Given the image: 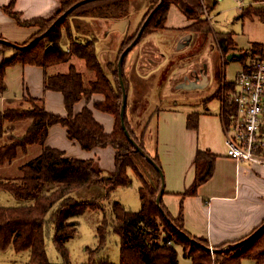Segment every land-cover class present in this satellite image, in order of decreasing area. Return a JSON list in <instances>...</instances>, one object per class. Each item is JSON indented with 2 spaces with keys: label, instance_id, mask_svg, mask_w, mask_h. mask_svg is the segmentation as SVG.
I'll return each mask as SVG.
<instances>
[{
  "label": "trees",
  "instance_id": "trees-1",
  "mask_svg": "<svg viewBox=\"0 0 264 264\" xmlns=\"http://www.w3.org/2000/svg\"><path fill=\"white\" fill-rule=\"evenodd\" d=\"M77 1L61 0V4L66 9ZM148 1L153 6L129 39L130 43L155 8L137 43L147 34L164 28L172 4H177L189 19L195 20L185 28L186 31H197L201 34H210L213 31L211 22L203 17L202 0H163L159 6L160 0ZM128 2L129 0H87L71 12L80 9V13L84 15L127 19L130 10ZM14 3L15 0H12L5 9L20 25H38L42 32L50 26L51 29L35 41H31V38L24 42L23 47L0 41V55L4 54L5 49L13 51L11 56L4 55L0 60V92L7 88V68L18 62L38 64L48 69L68 61L70 56L75 54L85 61L89 70L95 72V78L87 83L83 73L73 64L67 72L46 74L45 88L59 90L64 94L68 112L65 116L48 111L42 97L31 95L19 104H9L0 111V165L12 163L21 155L27 156L18 165L19 174L0 178V188L10 191L22 200L19 205H0V249L5 250L12 246L16 251L30 250L27 264H73L67 242L78 232V217L88 209L100 208L98 201L109 199L116 188L130 186L133 177L128 170L131 168L136 178L141 181V208L132 210L114 199L111 202L113 219L109 221L104 216L97 228L99 243L94 248H87L89 258L82 264H113L109 256L99 255L107 244L111 228L120 236L119 264H181L182 258L190 259V264H242L244 259H252L255 264H264V219L242 238L225 241L213 247L221 248L228 243L242 240L260 228L251 239L232 249L211 251L205 247L211 245L206 238L192 236L186 231L182 210L176 217L164 206L162 200L164 212L161 210L157 203L161 174L155 164L137 150L122 126L123 90L118 64L112 71L116 78L114 83L102 67L96 40L73 41L68 51L60 41L63 19L54 25L50 22L53 20L44 17L23 19L20 13L14 10ZM64 9L62 7V10ZM246 15L264 19V6L250 12L244 10L241 16ZM219 37L224 41L223 48L227 56L228 50L236 47L232 34L220 32ZM50 45L53 48L47 50ZM123 45L122 51L127 46L126 42ZM127 56L128 54L124 62ZM255 56L264 57V46L257 41L252 42L250 49L242 51L238 59L245 64L250 57ZM216 67L218 68V63ZM235 88V81L223 79L212 95V98L217 97L221 101L222 119L227 123L232 120L237 110L232 100ZM94 92L105 95L104 100L95 101L96 107L115 116V127L110 133L105 131L104 125L95 118L89 106L77 113L74 111L77 101L84 96L90 98ZM27 102L29 105L26 106ZM199 117L200 112H191L188 116V126L198 128ZM56 123L65 125L68 136L78 141L85 149L112 146L115 149L114 171H104L95 159L66 156L64 150L46 146L49 128ZM125 123L136 142L161 167L158 153L151 152L142 140L143 137H138L131 126L127 108ZM149 123L145 124L144 131ZM34 148H37L36 153L28 157L30 150ZM262 153L264 154V150ZM215 158L216 154L210 150L197 151L194 160L196 176L184 192L185 195L196 194L199 186L213 175ZM77 192H80L79 197H92L80 199L75 195ZM48 226L53 227L52 239L62 257L60 262L52 261L48 255ZM178 246L182 248V253Z\"/></svg>",
  "mask_w": 264,
  "mask_h": 264
},
{
  "label": "crops",
  "instance_id": "crops-1",
  "mask_svg": "<svg viewBox=\"0 0 264 264\" xmlns=\"http://www.w3.org/2000/svg\"><path fill=\"white\" fill-rule=\"evenodd\" d=\"M209 1L212 0H208V2ZM218 1L220 0H215L214 6H216ZM235 1L239 3V6H232ZM11 2L12 0H0V41L7 40L19 45L31 38L37 28L35 26L20 25L5 9ZM250 3H255L257 7L264 6V0H230L227 2V9L228 12H232H230V16L228 15L227 19L221 22V24L230 25L232 22L240 21L242 22V26L244 25V28L245 23L248 22V24H246L247 28L252 22L257 20L264 23V19L254 15L241 16L244 6ZM60 6L61 0H15L14 10L19 12L23 19L35 17L50 18L58 12ZM213 8L214 7L211 8V25L213 27V33L210 34L214 37V32L220 31H216L213 24V19L216 17ZM232 16H234L233 19ZM172 17H176L177 20H180L178 23L171 22ZM91 18L90 21L93 23H95L94 20H97L104 26V35L95 40L100 62L105 65L110 61L108 57L118 49V46L128 32H125L128 26V19L119 20L100 16H91ZM110 20H115L113 25L109 22ZM123 20L126 21V25L124 29H121L118 25ZM194 21V19H189L177 4H172L169 9L165 27L147 34L142 44L134 48V51L130 52L131 54L129 53L131 57H129V55L127 56V65L124 62V74L126 71L127 78L129 79L128 86L131 85L132 88H137L136 79L133 78L129 72L133 68H136L140 74V78L143 79V83L148 85L145 89V100L141 102V105L147 102L150 105H155L156 108V105L161 104L158 93L159 90L153 91L152 93L148 92L150 86L153 87L156 84L154 82L155 79L152 77L153 73L160 69L166 61H168L167 64L169 63V65L174 63L171 57L178 50L186 47H196L197 43L192 45L194 44L193 41L197 39L196 42H198V40L202 38V34L197 31L185 30V28ZM113 26L116 27V30L113 32V38H109L108 31H110ZM128 30H130V28H128ZM221 32L231 33L235 42L236 47L230 49L228 53H241L244 50H248L254 41L260 42L264 46V38L259 40L248 38V43L246 45H240L238 41L239 33L235 29L231 28ZM157 33H164V44L162 43L161 45L160 42L157 43L154 39H151V37ZM246 33L250 36L249 31ZM210 41L211 38L207 41L205 40L203 45L207 42L208 45L211 46L209 44ZM62 46L66 50H69L66 44H62ZM204 47L203 50L206 49V46ZM195 54H197V52ZM129 59L130 63H128ZM79 60L81 67H78L75 60L71 62L66 69L62 68L63 66H61V63L53 65L48 69H45L42 65L31 63L18 62L10 65L7 68L5 76L7 88L0 92V111L9 104H19L20 100H24L28 95H31L34 97H42L48 111L63 116L67 115L68 112L63 92L45 88V76L47 73L67 72L70 65L73 64L83 73L86 81L92 80L94 77L89 76V70L85 61L80 58ZM205 64L210 73L214 65L211 66L212 64L210 62H205ZM175 73L176 70L174 74ZM171 77L174 78L173 76ZM208 84L209 82L204 86L192 88L176 85L175 88L176 90H200L207 88ZM104 97L105 95L101 92H94L90 99L84 96L75 103L74 111L77 113L85 106H89L93 110L95 118L104 125L105 131L110 133L115 127V116L95 105V101L104 100ZM157 97L159 99L158 101L155 100ZM210 98H212V96ZM128 99L130 107L129 93ZM176 104L177 107H174ZM129 107L127 101L128 119L131 124L133 112L129 110ZM191 112H198L191 102L190 104L187 102H174L173 106L164 104L159 105V109L155 114L158 126L156 139H154L155 146L151 152L158 153L165 176L162 202L172 215L176 217L180 214L181 210L183 211L184 227L190 235L206 238L212 246L221 244L225 241L238 240L252 231L253 228L264 219V162L255 163L249 160L238 162L227 154L225 126L221 115V101V124L219 120L214 121V136L206 137L203 135V132L201 133L205 117L208 116L207 113H200L198 128L193 129L188 126V116ZM45 144L46 146L64 150L66 156L80 159H95L99 167L104 171L108 173L114 171L115 149L112 146L85 149L78 141L68 136L67 127L63 124L56 123L50 126ZM199 149L210 150L216 154L214 172L207 181L199 186L196 194L185 195L184 192L190 187L196 176L194 160ZM36 150L37 148L30 150L28 157L35 154ZM25 158H27V156L23 157L24 160ZM13 163L12 165H0V178L19 174L20 171ZM13 168H15L17 172L13 171ZM131 170L132 169L129 168L128 171L132 176ZM139 183L141 185V181H139ZM11 247L12 246H10V248ZM249 261V264H255L254 260L250 259ZM190 262V259L182 258L181 264H190Z\"/></svg>",
  "mask_w": 264,
  "mask_h": 264
},
{
  "label": "rangeland",
  "instance_id": "rangeland-1",
  "mask_svg": "<svg viewBox=\"0 0 264 264\" xmlns=\"http://www.w3.org/2000/svg\"><path fill=\"white\" fill-rule=\"evenodd\" d=\"M202 1L204 3L203 17H206L210 22L212 21L211 8L214 7L213 9L216 13V17L215 19H213V24L214 27L216 28V31L221 32L231 28L235 29L239 33L238 41L240 42V45H246L248 43V38L251 39L255 38L257 40L264 38V23H262L260 20L252 22L247 28H246V24H248V22L245 23L244 28H243L244 25L242 26V22L240 21L239 22L235 21L234 23L232 22L230 25L221 24V22H224L227 19L228 15L231 14L230 12H232V11L228 12L227 9L228 8L227 2H229L230 0H225V1L220 0L217 2L216 6H214L215 0L209 2L208 0H202ZM77 2H79V0ZM77 2H74V4ZM74 4L70 5V7L73 6ZM128 5L130 10H129V15L127 16L128 26L125 31L128 32L126 33L124 39L121 41L120 45L118 46V49H116L112 53V55L108 57L110 61H108L105 65L101 62L104 71L109 75L110 79L114 83L116 78L113 75L112 71L113 68H115V65L118 64L119 57L123 52L122 47L124 46L123 45L124 42H126L127 46L129 45L130 43L129 39L131 38L135 30L138 29L147 11L150 9V7L153 6L152 4L149 3L148 0H129ZM61 6L64 9V5L61 4ZM61 6L55 15L47 19L53 20L50 21L52 25L63 19L64 23L63 25H61L62 37L60 41L61 44H66L68 49H70L71 43L73 41L81 42V41H86L88 39L95 40L98 37L104 35L103 34L104 26L101 25V23L98 22L97 20H94L95 23L90 21V19H92L91 16L94 15L81 14L80 12L82 10L80 9H76V11L74 10L73 12L70 11L66 13L70 7L62 10ZM232 6L237 7L239 6V3L235 1ZM255 8H258L257 5L255 3H250L247 6H244L243 9L250 12V11H254ZM233 17L234 16H232V19ZM171 20H172L171 22L178 23L180 19L177 20L176 17H172ZM109 22H111L113 25L115 20L114 21L110 20ZM33 26H35L37 29L31 36L32 39L29 38L31 39V41H35L41 38L51 29V26L49 25L50 27L46 28L42 32V29L39 28L38 25H33ZM128 28H130V30L132 29L131 33L130 30H128ZM115 30L116 27L113 26V28L110 31H108L109 38H113V32ZM248 31L250 36H248V34L246 33ZM220 32H216V33L214 32V37L211 34H202V38H200L198 42H196L197 39L193 41L194 44L192 45H195V43H197L195 48L186 47L184 49L178 50L171 57L174 63L169 65V63L167 64L168 61H166L165 64L160 69H158L156 72L153 73L152 77L155 79L154 82L156 84L153 87L150 86L148 91L149 93L150 92L152 93L153 91L159 90L158 93L161 104L167 106H173L174 102L177 103L187 102L188 104H190L191 102L193 107H195V109L198 112L205 114L207 113L208 116L205 117L203 130H201V133L203 132V135L206 137L214 136L215 133L213 132V127H214L213 124L215 120H219L221 124L220 100L217 97L214 98H210V97L219 88L221 80L225 79L226 81H235L238 72L242 67V63L240 59L238 58L229 59L225 55V50L223 48L224 41H221L219 37ZM164 37H165L164 33L163 34L157 33L156 35H153L151 39H154L157 43L160 42L162 45V43L164 44ZM209 38H211V41L209 43L211 46H209L207 42L205 45H203L205 43V40L207 41ZM144 40L145 39L143 38L139 43H137L134 47H132L129 53L134 51V48H136L137 46H140ZM24 44L25 43H22L20 45H24ZM127 46H125V48ZM204 46H206V49L203 50V48H205ZM242 47H246V46H242ZM0 49H2V45L0 46ZM196 52L197 54H195ZM12 54L13 51L11 49H5L4 54L0 55V59L4 55L11 56ZM129 57H131V55H129ZM127 59L128 57L126 58V61ZM75 60L76 63L78 64V67H81L79 63L80 61L79 57L73 54L70 56L68 61L61 63V66H63L62 68L66 69L69 66V64L71 62H74ZM204 62H208V63L210 62L212 64L211 66L214 65V67L211 68V72L209 73V84L207 85V88L200 90H176L175 87L180 79L175 81L171 77L173 76L172 74H174L175 70L176 72H178L180 71V69L183 68H188L195 65L197 66L202 65V63ZM128 63H130V59ZM217 63H218V68L216 67ZM125 64H124V69H125ZM129 72L131 76L136 79V84H137L136 86L137 88L135 87L132 88L131 85L128 86L127 80L129 79L127 78V74L125 71V77H124L126 81L125 85L127 88H129L128 93L131 103L129 107V99H128V107L129 110H132L133 112L131 116V121H132L131 126L135 130L138 137L140 138L143 137L142 140L145 141L146 147L151 151L154 149L155 146L154 139H156L157 126H158L157 119L155 118V113L158 111L159 105L161 104L156 105V108L155 105H150L147 102L141 105V102L145 100L144 94H145V89L147 88L148 85L143 83L142 81L143 79L140 78V74L138 73L136 68H133ZM88 73L89 76H93L95 78L94 71L89 70ZM86 82L89 83L90 81H86ZM85 97L87 99H90L88 98V96ZM155 100L158 101L159 100L158 97L155 98ZM21 101L23 100H20V102ZM27 105H29L28 102L26 103V106ZM174 107H177V104ZM147 123H149L148 128L147 130L144 131L145 124ZM23 157L24 155H21L18 159H16V161H14V163L12 162L15 166H17L18 170H19L18 165L24 160ZM12 163H7L6 165H12ZM132 170H131V174L133 177V183L130 186L117 188L116 190L112 191L111 193L112 196L109 199L106 198L98 201V203L100 204V208L96 210L88 209L83 215L78 217V221L80 223L78 232L73 238H71L67 242L68 247L70 248L71 261L73 264H82L86 262L89 258L87 248L89 247L94 248L98 245L99 237L97 235V228L103 221L104 216L107 217L109 221L113 219L111 202L114 199L120 200L124 205H126L129 209L132 210H139V208L141 207V198L139 193L140 183L139 180L136 178L134 171L132 172ZM13 171L17 172L15 168H13ZM79 193L77 192L75 193V195L80 199L85 200V199H90L92 197L89 195L85 197H79ZM21 203L22 200L16 198L13 193L5 189H0V205H19ZM52 238H53V227L48 226L47 236H46L48 255L52 261L60 262L62 260V257L59 251L56 249ZM178 248L179 251L182 253V248L180 246H178ZM99 255L109 256L110 261L113 264H119L120 236L116 232H114L112 228L110 229V232L107 237V244L99 252ZM29 257H30V250L16 251L13 247L11 248L9 247L6 250L0 249V264H27L29 262L28 260ZM249 260L250 259H245L244 261H242V264H249L248 263L250 262Z\"/></svg>",
  "mask_w": 264,
  "mask_h": 264
},
{
  "label": "built area",
  "instance_id": "built-area-1",
  "mask_svg": "<svg viewBox=\"0 0 264 264\" xmlns=\"http://www.w3.org/2000/svg\"><path fill=\"white\" fill-rule=\"evenodd\" d=\"M237 110L225 126L227 154L238 162H264V57H250L235 79Z\"/></svg>",
  "mask_w": 264,
  "mask_h": 264
},
{
  "label": "water",
  "instance_id": "water-1",
  "mask_svg": "<svg viewBox=\"0 0 264 264\" xmlns=\"http://www.w3.org/2000/svg\"><path fill=\"white\" fill-rule=\"evenodd\" d=\"M87 0H80L79 2L75 3L73 6H71L66 13L70 12L72 9H74L76 6L80 5L81 3L85 2ZM163 0H160L158 6L162 3ZM157 7V6H156ZM156 9V8H155ZM154 10L151 11V13L148 15V17L146 18V20L144 21L142 27L140 28V30L138 31L136 37L134 38V40L123 50V52L121 53L120 57H119V60H118V70H119V78H120V82H121V86H122V90H123V99H122V105H121V119H122V126L126 132V135L128 136V138L133 142V144L136 146L137 150H139L141 153H143L151 162H153L155 164V166L158 168L160 174H161V187H160V190L157 194V203L159 205V207L161 208V210L164 212V209L162 207V203H161V200H162V195L164 193V187H165V176H164V172L162 170V167H160L154 160L153 158L151 157V155L142 147L140 146L136 140L134 139V137L132 136V134L130 133V131L128 130L127 126H126V123H125V112H126V108H127V101H128V93H127V88H126V85H125V79H124V59L126 57V55L129 53V51L131 50L132 47H134L139 38L141 37L142 33H143V30L146 26V24L148 23L149 19L151 18V16L153 15L154 13ZM125 25H126V21L123 20L120 22V24L118 25V27H120L121 29H124L125 28ZM5 42H9L7 40H3ZM12 43V42H11ZM14 44V43H13ZM15 45H18V44H15ZM20 47H23L22 45H18ZM53 47L50 45L47 47V50L49 49H52ZM241 53L240 52H231V53H228L227 55V58L229 59H233V58H238L240 57ZM199 78L196 77V80L195 81H198ZM209 82V78H208V81H206V83ZM195 83V82H194ZM205 83L201 84V85H197V84H192L191 83L187 86L189 88H192V87H200V86H204ZM260 229V228H259ZM258 230H256L253 234L249 235L248 237L242 239V240H239L237 242H232V243H228L226 244L225 246L221 247V248H215L213 247L212 245H209V246H205L206 248H208L209 250L211 251H217V250H227V249H232V248H235L237 247L238 245H240L241 243L251 239L255 234L258 233ZM192 240H194L192 238ZM196 241V240H194Z\"/></svg>",
  "mask_w": 264,
  "mask_h": 264
},
{
  "label": "flooded vegetation",
  "instance_id": "flooded-vegetation-1",
  "mask_svg": "<svg viewBox=\"0 0 264 264\" xmlns=\"http://www.w3.org/2000/svg\"><path fill=\"white\" fill-rule=\"evenodd\" d=\"M173 77H174L173 79L176 81L180 79L177 82V85L188 86L190 83L191 85L192 84L201 85L203 83L206 84V81H208L209 71L204 62L202 63V65H198V66L195 65L188 68L180 69V71L176 72L173 75ZM196 77L199 78L198 81H195Z\"/></svg>",
  "mask_w": 264,
  "mask_h": 264
}]
</instances>
